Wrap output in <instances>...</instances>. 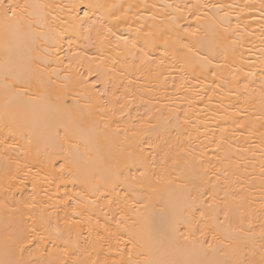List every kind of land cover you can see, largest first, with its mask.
Here are the masks:
<instances>
[{"label": "bare ground", "instance_id": "6f19581e", "mask_svg": "<svg viewBox=\"0 0 264 264\" xmlns=\"http://www.w3.org/2000/svg\"><path fill=\"white\" fill-rule=\"evenodd\" d=\"M9 4L21 23L0 15V141L8 125L32 143L0 144V260L26 229L73 220L84 261L120 260L116 239L135 235L140 264H261L264 0Z\"/></svg>", "mask_w": 264, "mask_h": 264}, {"label": "snow or ice", "instance_id": "6c2138e0", "mask_svg": "<svg viewBox=\"0 0 264 264\" xmlns=\"http://www.w3.org/2000/svg\"><path fill=\"white\" fill-rule=\"evenodd\" d=\"M16 7L14 5L9 4L7 9L5 10L4 0H0V15L3 16V26L5 30L15 29L21 23V17L17 16ZM11 13V15H9ZM190 15L195 16V19L199 21L201 16L198 13H190ZM85 16H88V13L85 12ZM111 32V29H108ZM180 32H186V34L193 38L189 44H185L184 47L187 48L189 53H193L194 55H198L199 53L196 51V44L200 43L198 32L199 29H192V26H189L187 30L180 29ZM183 36L178 35L177 43H182ZM135 47V45H133ZM147 47V45H145ZM147 56V53H144ZM8 131L12 132V135L8 137V139L13 140V143L8 144L5 141H0V144H4L5 149H14L16 147L15 144V136L20 134L25 141L26 144H31L32 139L28 132L22 131L21 128L17 127L15 131L11 128H8V125L5 126ZM7 154V151H6ZM26 171H22L19 167L17 168V174L19 175L21 181L26 179L31 173L32 169L25 165ZM61 170H63V165H61ZM16 178L15 176L13 177ZM77 195H81L78 193ZM29 208H34L35 204H28ZM74 216H78L79 213H73ZM65 228L61 229L57 226L52 234L47 237L38 236L37 230L35 227H31L26 229V235L20 237L17 241H15V250L11 257L0 260V264H109L107 259L101 261L99 259H89L88 261H84L81 259L77 252L80 249L79 244V234H77L76 239H73L72 233L73 229L68 227L74 223H78L73 220H66ZM203 235V233H202ZM187 241L188 237H184ZM121 239H116L117 251L120 253V260H113L111 264H140L139 261L134 260L133 257V249L137 247V237L135 235H130L127 242L124 244V249L119 248V244L121 243ZM86 243V242H85ZM30 245V246H29ZM131 245V248H129ZM49 247H51V252H49ZM210 248L211 245H208ZM5 250L8 252V243L5 242ZM111 250V249H110ZM15 253H19V258H15ZM28 254V259H24V254ZM58 253L57 258L55 260H44L41 259L43 256H48ZM124 256H127V259H123ZM145 264H149V262H145ZM151 264H215V262L208 261H163V262H151ZM225 264H250L246 259H236L234 261L225 262ZM261 264H264V260L261 261Z\"/></svg>", "mask_w": 264, "mask_h": 264}]
</instances>
